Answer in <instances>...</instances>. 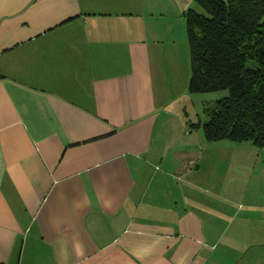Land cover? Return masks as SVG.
Wrapping results in <instances>:
<instances>
[{"label":"crops","instance_id":"1","mask_svg":"<svg viewBox=\"0 0 264 264\" xmlns=\"http://www.w3.org/2000/svg\"><path fill=\"white\" fill-rule=\"evenodd\" d=\"M152 4L0 0V264H264V149L192 135Z\"/></svg>","mask_w":264,"mask_h":264},{"label":"trees","instance_id":"2","mask_svg":"<svg viewBox=\"0 0 264 264\" xmlns=\"http://www.w3.org/2000/svg\"><path fill=\"white\" fill-rule=\"evenodd\" d=\"M184 29L187 92L225 93L190 127L209 144L264 149V0H193Z\"/></svg>","mask_w":264,"mask_h":264},{"label":"rangeland","instance_id":"3","mask_svg":"<svg viewBox=\"0 0 264 264\" xmlns=\"http://www.w3.org/2000/svg\"><path fill=\"white\" fill-rule=\"evenodd\" d=\"M151 6L162 11L168 26L172 29L171 38L174 42L173 57L177 64L173 66V76L169 82L173 81V98L171 105L180 109L183 118L186 114V121L196 124L200 120L206 121L204 111L212 109L216 100L225 93L192 95L187 92L189 80V57L188 46L184 29V13L187 7L193 5V0H149ZM172 67V66H171ZM192 135L202 138L201 126L197 129L191 128ZM206 144H208L206 142ZM208 146V145H207ZM258 150V149H257ZM257 168V167H256ZM255 168V169H256ZM257 175H255L256 177Z\"/></svg>","mask_w":264,"mask_h":264}]
</instances>
